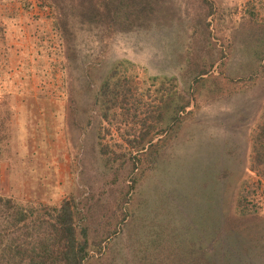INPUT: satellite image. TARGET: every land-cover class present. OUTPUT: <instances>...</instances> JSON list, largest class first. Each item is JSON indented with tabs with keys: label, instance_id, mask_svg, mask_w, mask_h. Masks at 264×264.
I'll use <instances>...</instances> for the list:
<instances>
[{
	"label": "rangeland",
	"instance_id": "obj_1",
	"mask_svg": "<svg viewBox=\"0 0 264 264\" xmlns=\"http://www.w3.org/2000/svg\"><path fill=\"white\" fill-rule=\"evenodd\" d=\"M45 1L0 0V198L42 216L71 201L91 264H196L234 229L264 246V0L77 28L72 64Z\"/></svg>",
	"mask_w": 264,
	"mask_h": 264
},
{
	"label": "trees",
	"instance_id": "obj_2",
	"mask_svg": "<svg viewBox=\"0 0 264 264\" xmlns=\"http://www.w3.org/2000/svg\"><path fill=\"white\" fill-rule=\"evenodd\" d=\"M45 2L43 9L47 10L49 7L53 9L54 32L59 43L64 47V57L70 56L69 62L72 64L76 63L79 57L76 42L81 33L77 28H84V31L90 32L105 31L107 28L110 33L130 32L136 26L151 23L150 13L156 10L158 4L165 3L166 0H46ZM253 41L262 42L255 38ZM91 71L87 72V77L91 76ZM200 75L205 76L206 73ZM102 91L90 88L89 93H94V97L98 99L99 96H103ZM110 94L114 95L113 92ZM254 150L253 169L255 172L258 171L259 176H264V171H260V167L264 168V125L260 129L258 140L254 142ZM35 212L16 206L11 200L0 198V264H91L92 248L88 236L85 234L83 237L76 224V205L71 201H64L60 208H52L47 216ZM240 215L246 216L245 212H240ZM255 218L258 219L253 218L251 222H257L260 216L256 214ZM193 221L198 223L204 219L195 217ZM247 223L243 226H247ZM239 231L234 229L230 234L232 238L229 237L227 243L220 242L215 251H201L197 258H194L195 263L250 264L249 257L252 258V253L260 250L253 254L260 253L256 257L260 259L258 260L260 264H264V246L252 243L249 245L247 238H239ZM189 259L191 260V255ZM155 263V260L150 263L145 258V264Z\"/></svg>",
	"mask_w": 264,
	"mask_h": 264
}]
</instances>
